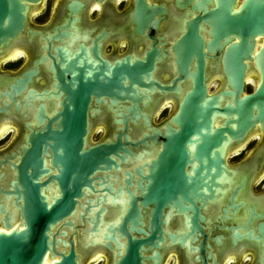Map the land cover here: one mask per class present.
<instances>
[{
  "label": "flooded vegetation",
  "instance_id": "obj_1",
  "mask_svg": "<svg viewBox=\"0 0 264 264\" xmlns=\"http://www.w3.org/2000/svg\"><path fill=\"white\" fill-rule=\"evenodd\" d=\"M243 1L238 0L236 7ZM219 3H27L24 27L7 47L0 48V140L13 135L12 142L0 149L5 181L15 174L12 163L19 162L24 148L30 146L28 140L34 131L46 129L49 119H54L52 128L57 126V113L67 96L64 88L73 93L74 102L82 103L84 87L82 92L88 93L89 99L86 147L121 140L131 152L119 169L112 166L99 173L116 193L113 198L104 192L107 202L102 201V205L108 210L103 216L117 219L124 215L131 191L142 211L143 228L152 236L142 252L143 264H226L229 256L236 257L235 264H264V132L258 128L241 139L228 135L221 144L206 141L203 158L198 156V145L204 143L201 135L208 133H191L180 145L187 134L181 133L177 115L196 87L199 56L205 60L208 96L231 89L222 53L209 49L214 37L212 21L206 16ZM198 38L202 39V51L195 48ZM130 75H135L134 79ZM256 82L249 71L244 93H251ZM18 84L19 92L8 97L6 92L11 94L13 85ZM226 119L212 117V130L223 126ZM8 122L14 127L6 126ZM181 148L186 149L188 161L176 165ZM162 158L167 170L177 167L191 177L199 175V194L191 198L193 202L182 199L183 209L168 200L159 224L154 225L156 204L149 201L144 206L141 202L153 182L150 174ZM49 161L47 158V165L55 171ZM120 187L122 194L117 193ZM47 192L58 194L57 183L53 182ZM90 196L95 198L92 193ZM76 216L81 220L79 212ZM81 231L78 227L77 232ZM133 234L141 237L136 231ZM80 248L81 264L89 260L117 264L125 253V246L117 244H112V249L104 244ZM245 254L249 260L241 258Z\"/></svg>",
  "mask_w": 264,
  "mask_h": 264
},
{
  "label": "water",
  "instance_id": "obj_2",
  "mask_svg": "<svg viewBox=\"0 0 264 264\" xmlns=\"http://www.w3.org/2000/svg\"><path fill=\"white\" fill-rule=\"evenodd\" d=\"M38 1L0 0V48L7 47L10 39L17 37L24 27L27 3ZM237 3L238 0H220L218 8L206 16L213 26L214 38L209 49L222 53L231 89L208 96L204 83L205 60L201 55L196 87L187 95L177 115L181 133L187 134L180 145L191 133L214 134L201 135L204 143L198 145L200 158L206 153L208 141L216 140L221 144L228 135L241 139L258 128L264 132V0H244L239 7ZM195 48L202 51L201 38ZM249 71L257 82L251 93H244L245 76ZM134 76L130 75L132 79ZM19 84L13 85L11 94L6 92V95L12 98L17 94ZM83 89V101L78 103L74 102L73 93L64 88L67 96L63 109L57 113V126L52 128L54 119H49L46 129L34 131L28 140L30 146L24 148L19 162L12 163L16 172L11 178L5 181L4 172L0 171V264H81L80 246L99 244L110 249L112 244L125 246V253L117 264H143L142 252L152 236L143 228L142 211L131 191L132 199L124 215L117 219L103 216L108 210L102 205V201L107 202L104 192L113 194V198L116 193L99 173L112 166L119 169L120 162H125L131 152L121 140L86 147V101L89 99ZM106 89L112 91L111 87ZM0 111L3 110L0 108ZM217 115L227 119L223 126L212 130L211 118ZM185 150L181 148L176 153V165L188 161ZM46 157L55 171L47 165ZM217 160L221 165L220 156ZM156 165V170L150 174L153 182L141 202L144 206L149 201L156 204V220L151 221L154 225L159 224V215L168 200L181 209L184 208L182 199L193 202L191 198L199 194L200 181L199 175L191 177L183 168L167 170L164 158ZM53 182L57 183L58 194L51 196L47 191ZM123 192L120 187L117 193ZM90 193L95 198L89 197ZM78 212L81 220L77 219ZM87 213L92 214L87 216ZM78 227L81 233L77 232ZM133 231L141 237L135 236ZM86 232L87 236L82 237ZM98 235L101 239L97 241Z\"/></svg>",
  "mask_w": 264,
  "mask_h": 264
},
{
  "label": "rangeland",
  "instance_id": "obj_3",
  "mask_svg": "<svg viewBox=\"0 0 264 264\" xmlns=\"http://www.w3.org/2000/svg\"><path fill=\"white\" fill-rule=\"evenodd\" d=\"M5 67V65L3 66V68ZM253 82V81H252ZM13 140V135H9L8 137L0 140V149L4 148L5 146H7L8 144H10ZM117 200V198H116ZM100 238V235L96 236V240H98ZM92 260V259H91ZM90 261V260H89ZM87 261V264H102V262H89Z\"/></svg>",
  "mask_w": 264,
  "mask_h": 264
},
{
  "label": "clouds",
  "instance_id": "obj_4",
  "mask_svg": "<svg viewBox=\"0 0 264 264\" xmlns=\"http://www.w3.org/2000/svg\"><path fill=\"white\" fill-rule=\"evenodd\" d=\"M97 9H99V5H97ZM6 126L14 127V125L11 124V122H8ZM241 258L243 260H249L250 259V257L247 254L243 255ZM235 259H236L235 256H229V257H227L226 264H235Z\"/></svg>",
  "mask_w": 264,
  "mask_h": 264
},
{
  "label": "bare ground",
  "instance_id": "obj_5",
  "mask_svg": "<svg viewBox=\"0 0 264 264\" xmlns=\"http://www.w3.org/2000/svg\"><path fill=\"white\" fill-rule=\"evenodd\" d=\"M16 210V209H15ZM2 228V226H0V229ZM98 241V240H97Z\"/></svg>",
  "mask_w": 264,
  "mask_h": 264
}]
</instances>
